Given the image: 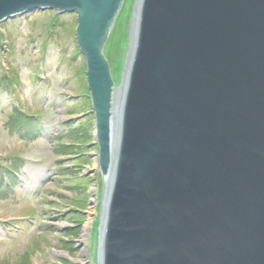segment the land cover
<instances>
[{
    "label": "water",
    "instance_id": "obj_1",
    "mask_svg": "<svg viewBox=\"0 0 264 264\" xmlns=\"http://www.w3.org/2000/svg\"><path fill=\"white\" fill-rule=\"evenodd\" d=\"M123 3L0 0V23L77 14L106 183L97 263L264 264V0H137L114 105Z\"/></svg>",
    "mask_w": 264,
    "mask_h": 264
},
{
    "label": "rangeland",
    "instance_id": "obj_2",
    "mask_svg": "<svg viewBox=\"0 0 264 264\" xmlns=\"http://www.w3.org/2000/svg\"><path fill=\"white\" fill-rule=\"evenodd\" d=\"M136 2L105 46L115 95ZM76 27L51 11L0 23V264H97L106 183Z\"/></svg>",
    "mask_w": 264,
    "mask_h": 264
},
{
    "label": "bare ground",
    "instance_id": "obj_3",
    "mask_svg": "<svg viewBox=\"0 0 264 264\" xmlns=\"http://www.w3.org/2000/svg\"><path fill=\"white\" fill-rule=\"evenodd\" d=\"M134 38V37H133ZM132 49H134V46H132L131 47ZM131 53H133V50L131 51ZM131 53H130V56H131ZM130 56H129V59H128V61L130 60ZM118 97H119V90H118V93L114 96V101H113V104L115 105L117 102V100H118ZM108 185V184H107ZM89 227V225H87V228Z\"/></svg>",
    "mask_w": 264,
    "mask_h": 264
}]
</instances>
